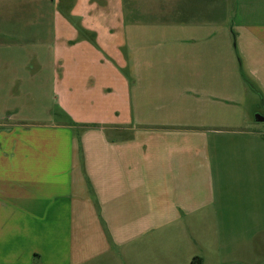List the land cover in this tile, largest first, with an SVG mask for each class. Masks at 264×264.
<instances>
[{
  "label": "crops",
  "instance_id": "0c3cea01",
  "mask_svg": "<svg viewBox=\"0 0 264 264\" xmlns=\"http://www.w3.org/2000/svg\"><path fill=\"white\" fill-rule=\"evenodd\" d=\"M55 2L125 115L19 121L0 63V264H264V0Z\"/></svg>",
  "mask_w": 264,
  "mask_h": 264
},
{
  "label": "rangeland",
  "instance_id": "374dc122",
  "mask_svg": "<svg viewBox=\"0 0 264 264\" xmlns=\"http://www.w3.org/2000/svg\"><path fill=\"white\" fill-rule=\"evenodd\" d=\"M55 1L47 4V12L41 16L25 17L16 9L6 16L0 14V63L5 65L1 73L16 75L21 84L13 98V112L19 121L104 126L103 122L115 116L110 111L125 115L124 97L103 96L104 85H114L109 77L113 73L98 65L99 53L100 58L107 56L98 48L97 52L89 44H80L74 50L57 52L54 38L62 18L54 16ZM0 8H5L3 1ZM74 20L75 27L84 24V18Z\"/></svg>",
  "mask_w": 264,
  "mask_h": 264
},
{
  "label": "water",
  "instance_id": "95a60500",
  "mask_svg": "<svg viewBox=\"0 0 264 264\" xmlns=\"http://www.w3.org/2000/svg\"><path fill=\"white\" fill-rule=\"evenodd\" d=\"M257 121H258V122H264V117H259V116H258V117H257Z\"/></svg>",
  "mask_w": 264,
  "mask_h": 264
}]
</instances>
